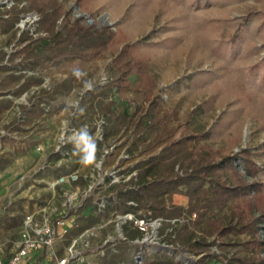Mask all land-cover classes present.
Listing matches in <instances>:
<instances>
[{
  "label": "rangeland",
  "instance_id": "1",
  "mask_svg": "<svg viewBox=\"0 0 264 264\" xmlns=\"http://www.w3.org/2000/svg\"><path fill=\"white\" fill-rule=\"evenodd\" d=\"M60 1L72 19L84 17L92 22L94 17L98 25H111L130 37L135 45L134 52L148 59L156 77L157 88L153 94L159 93L165 109L175 113L171 123L177 126L174 138L180 137L187 129L200 127L207 133L201 144L207 147L219 148L223 153L250 147L256 152L253 158L261 166L257 178L264 182V0H84L82 8L76 0ZM9 40L10 37L0 34V45ZM10 48L5 46L6 50ZM111 60L112 54L107 53L105 58L83 62L86 67L84 86L75 87L69 95L60 96L48 107L50 110L40 120L44 122L24 139L26 148L19 150L21 153H14L12 142L7 144L6 148L11 149L13 155L10 161L13 178L0 186V222L8 214L19 213L24 217L25 213L46 202L59 207L62 212L68 211L63 203L71 195L76 197L74 203L77 206L89 186H93L96 194L107 202L119 184L109 179V172L115 170L127 181L136 173L135 170L129 172L130 168L150 154L159 152L160 147L142 148L129 154V159L124 158L132 141V131L123 130L111 134L104 144H114L113 152L104 158V146L96 149L93 163H83V155L76 156L75 152L68 157L56 153L57 136L63 126L88 123L91 129L102 114L100 110L95 112L88 102L81 106L80 103L88 85H99L102 76L111 75ZM78 66V59L66 70L60 64L51 66L42 74L45 78L43 86L52 88ZM130 79L133 82L131 88L121 91L117 97L131 103L143 102V94L136 88V76L132 75ZM33 92L14 97V105L0 116V135L7 134L5 123L24 116L22 105L29 103ZM107 124L110 129L115 126L109 117ZM16 136L21 138L18 134ZM196 145L199 146V142ZM71 174L83 177L85 183L73 182L69 177ZM57 181L59 183L54 187ZM4 187L8 189L2 198L1 189ZM9 202L11 205L7 206ZM176 203L186 205V198L176 197ZM145 213L150 211H139V214ZM71 214L74 215L70 218L72 223L75 214ZM114 218L112 213L95 229L89 245H85L87 242L81 245L83 256L76 264H108L106 258L114 252L113 246L106 245L104 257L96 251L107 240L115 241L117 246L114 248L119 250L121 240ZM183 222L174 225L177 235ZM171 227L170 222L164 221L152 233V240L144 243L142 237L137 236L141 244L134 246L135 250L140 248L137 259L163 251L173 255L180 264H196L199 255L189 252L179 239L175 244L169 242ZM19 230L20 226L3 232L0 244L4 249L7 250L5 243ZM65 238L58 239L51 251L59 255V250H65ZM248 238V234H230L221 240L213 236L209 240H216V243H212L209 250L218 255H244V242ZM53 259L52 255L39 257L34 264ZM120 264L131 263L124 261ZM134 264L146 263L135 261Z\"/></svg>",
  "mask_w": 264,
  "mask_h": 264
},
{
  "label": "trees",
  "instance_id": "2",
  "mask_svg": "<svg viewBox=\"0 0 264 264\" xmlns=\"http://www.w3.org/2000/svg\"><path fill=\"white\" fill-rule=\"evenodd\" d=\"M76 1L79 7L84 6V0ZM28 12H36L40 16L38 36L29 30L19 33L16 27L20 16ZM1 33H9L11 43L16 42V48L10 54L0 50V70L7 71L0 78V113L13 105V100L6 98L8 94L21 96L37 87L29 103L22 105L24 116L13 122L12 129L25 131L27 126L43 116L45 106H50L60 96L69 95L75 87L84 86L86 67L83 62L102 59L111 53V75L107 83L88 90L80 103L81 106L88 102L106 119L103 140L95 137L94 125L88 130L96 149L102 148L111 134L123 130L132 131L128 154L142 148L160 147L158 153L150 154L129 169V172L135 170L136 173L127 181L116 184L103 209L100 210L98 205L101 198L93 190L72 211L75 219L65 235L67 245L112 213L133 212L142 216L139 211L144 209L150 211L145 214L152 218L185 219L180 233L177 235L175 232V237L169 235V242L175 244L179 239L189 252L199 255L196 264H264V182L257 178L261 166L253 158L256 152L247 146L232 153L207 147L201 144L207 133L200 127L187 129L180 137L174 138L177 126L171 123L175 113L165 109L159 93L153 94L157 80L148 59L134 52L135 45L123 30L108 24L100 26L94 17L92 22L84 17L72 19L60 0H17L11 9H0ZM6 57L7 64H3ZM77 59L79 66L66 78L57 81L52 88L43 86L45 78L42 74L49 67L60 64L66 70ZM37 71L40 73L33 74ZM132 75L136 76V88L143 94V102L131 103L117 97L121 91L131 88ZM108 117L114 122L112 129L107 127ZM83 147L84 142L81 141ZM72 152L76 156L83 155L76 148V142ZM6 163L5 156H1L0 167ZM74 182L82 185L85 180L79 176ZM177 194L187 197L186 207L174 203ZM131 201L136 205L130 204ZM194 213L196 218L192 220ZM22 221L23 216L19 213L4 217L0 222V238L5 230L21 226ZM124 232L128 240L140 236L139 230L131 224L124 227ZM230 234L249 235L244 242L246 254L211 253L209 247L216 240L209 239L215 236L221 240ZM10 240L6 242V257L10 256L13 238ZM135 245L141 244L120 241L119 250L110 252L107 263L126 261L134 264L140 252V248L134 249ZM58 252L62 255L64 250ZM139 259L146 264H180L173 255L163 251L152 252V256Z\"/></svg>",
  "mask_w": 264,
  "mask_h": 264
},
{
  "label": "built area",
  "instance_id": "3",
  "mask_svg": "<svg viewBox=\"0 0 264 264\" xmlns=\"http://www.w3.org/2000/svg\"><path fill=\"white\" fill-rule=\"evenodd\" d=\"M16 2L17 0H0V8L9 10L16 4ZM39 19L40 16L36 12L23 13L16 24V26L19 28V33H21L23 30H29L34 36H38L39 33L37 32V26ZM108 79L109 77L106 75L102 76L100 78L99 85H104L107 83ZM92 88V86L88 85L84 93ZM105 124L106 119L101 115L98 116L94 123V126L96 127V138L103 140ZM82 129H86L88 131L90 130V125L88 123H84L78 126L70 123L63 126L57 136L55 145L56 153L60 154L62 157L70 156L73 151L74 143L79 137ZM114 148V144L104 145L102 156L105 158L107 155L113 152ZM124 158L129 159V154L124 155ZM42 168H45V166ZM69 177L74 182L79 178V175L71 174ZM108 177L114 183H120L121 181L126 180L117 175L115 170L109 172ZM57 183H59V181L54 183L53 186L55 187ZM93 190L94 187L89 186V188H87L83 193L82 198L79 200V204L77 206L76 203H74L76 197L70 195L68 201L63 203V205L66 208H69L70 211L68 210L62 212L59 207L53 206L50 202H46V204L40 205L36 209L25 213L20 230L13 238L12 248L9 250V257H6V248L4 249L3 245L0 244V264H34L39 257L46 258L48 255H52L54 259L52 261L47 260L44 264H76V262L81 260L83 256L84 251L81 245L84 244V242L88 243L85 244L86 246L89 245V239L95 235V229L99 226V224L95 227L86 229L78 237L73 239L71 243L65 247L62 255L52 252L51 249H53V247L56 245L58 239L65 237L67 232L72 227L73 222L71 223L70 218L74 217V215L71 214V212L74 211ZM129 203L136 205V203L133 201ZM10 205L11 202H9L7 206ZM98 205L101 210L105 207L106 201L101 198ZM113 216L115 217L114 220L116 221V226L119 230L120 240H126L130 243L133 242L131 244H139L140 241H138V238H136V242L135 239H127L124 232V227L127 224H131L139 230L140 236L142 237V241L144 243L147 240H152V233L158 230L164 221H168L173 225V227H171L170 233L173 237L176 236L174 225H177L178 221H185L184 218L168 220L164 218H152L147 214L139 216L133 212H127L124 214L114 213ZM195 218L196 213L191 216V219ZM107 244L112 245L113 251L117 252V250L114 248V246H117L116 242L107 240L105 244L99 247V249L96 251V254H100L103 257L106 256ZM136 261L142 262L140 259H137Z\"/></svg>",
  "mask_w": 264,
  "mask_h": 264
},
{
  "label": "crops",
  "instance_id": "4",
  "mask_svg": "<svg viewBox=\"0 0 264 264\" xmlns=\"http://www.w3.org/2000/svg\"><path fill=\"white\" fill-rule=\"evenodd\" d=\"M5 17H8V15H5ZM17 27V26H16ZM1 35H3L4 37L6 36V37H10V34L9 33H1ZM10 46L11 48H10V50H6L5 49V46ZM15 48H16V42L15 41H13L12 43H11V38H10V40L9 41H5V43H3V45H0V50H4V51H6L7 53H11V52H13V51H15ZM3 64H7V57H6V59L2 62ZM55 65H57V64H55ZM0 66H1V63H0ZM50 68V67H49ZM7 74V71H2V70H0V78H2V77H4L5 75ZM33 74H38V73H36V72H34ZM69 75V74H68ZM67 77V76H66ZM65 77V78H66ZM64 79V78H63ZM37 87H35L33 90H35ZM32 91V90H31ZM28 92H30V91H27V92H25V93H28ZM25 93H23V94H25ZM22 94V95H23ZM70 94V93H69ZM21 95V96H22ZM14 97H20V96H15V95H13V94H8L7 96H6V98H9V99H11V100H13V105H14ZM0 98H2V97H0ZM30 98H31V96H30ZM58 100V99H57ZM56 101V100H55ZM54 101V102H55ZM53 102V103H54ZM52 103V104H53ZM12 105V106H13ZM11 106V107H12ZM45 106V105H44ZM11 107H9L8 109H6L4 112H2V113H0V116H2L6 111H8ZM49 106H45V112L43 113V116L42 117H40V118H38L33 124H31V125H29V126H27L26 127V130L25 131H18V130H15V129H12V125H13V122L15 121V120H17L18 118H14V119H12V120H9L7 123H5L4 124V129L6 128L7 129V134L6 135H0V149H1V154H0V157L1 156H5V158H6V160H7V163L6 164H4L2 167H0V186H4V184H6L7 182H9L12 178H13V176H12V167L10 166L11 164H10V161L13 159V155H11V149H8V148H6V146H7V144L9 143V142H12L13 143V151H14V153L15 152H19V153H21L22 151H19V150H23V149H25L26 147L24 146L25 144H26V142H25V140L24 139H26V136L31 132V131H33L38 125H40L41 124V122H44V121H40V120H43L44 119V117H45V115H46V112H48L50 109L48 108ZM16 134H18L19 136H21V138L20 139H17V136H16ZM7 189H8V187H4L3 189H1L2 190V192H3V194L1 195L2 196V198L7 194ZM176 197H184V198H186V205H184V204H178V205H181V206H184V207H186L187 206V201H188V199H187V197L186 196H184V195H181V194H177V195H175L174 196V203L175 204H177L176 203ZM1 198V199H2ZM2 207V202H1V200H0V208ZM38 261V260H37Z\"/></svg>",
  "mask_w": 264,
  "mask_h": 264
},
{
  "label": "clouds",
  "instance_id": "5",
  "mask_svg": "<svg viewBox=\"0 0 264 264\" xmlns=\"http://www.w3.org/2000/svg\"><path fill=\"white\" fill-rule=\"evenodd\" d=\"M81 141L84 142L83 148H81ZM76 148L83 152V163L89 164L95 161L96 143L86 129L81 130L80 135L76 140Z\"/></svg>",
  "mask_w": 264,
  "mask_h": 264
}]
</instances>
